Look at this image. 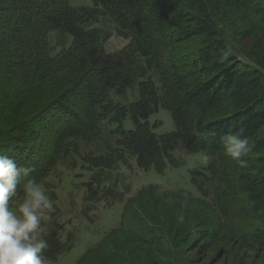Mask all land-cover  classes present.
<instances>
[{
  "label": "trees",
  "instance_id": "trees-1",
  "mask_svg": "<svg viewBox=\"0 0 264 264\" xmlns=\"http://www.w3.org/2000/svg\"><path fill=\"white\" fill-rule=\"evenodd\" d=\"M238 10L249 20L246 35L261 22L257 18L264 22V0H93L90 6H73L69 0H0V152L18 153L14 159L33 169L39 181L54 166L56 152L70 156L68 139L94 138L104 122L116 125L118 146L87 157L91 168L117 170L131 155L139 166L155 165L163 172L167 163L178 164L173 152L180 145L189 153L205 152L216 159L208 168L192 169V182L204 196L228 206L227 219L215 215L218 229L224 230L237 197L248 191L264 198V61L252 55L246 62L241 56L234 25ZM102 18L131 37L121 50L104 51L112 34L95 26ZM52 31L71 35V45L54 53ZM150 72L159 76L162 94ZM127 89L139 93L131 104L111 97ZM160 108L171 112L175 130L158 135L154 128L160 122L149 119ZM129 115L134 128L125 130ZM239 131L253 145L244 158L246 167L223 149L222 137ZM217 184L223 190L214 193L210 187ZM152 190L166 194L145 186L137 199ZM246 198L252 212L263 217L259 198ZM135 200L124 204L119 226L77 264L99 253L115 264L118 256L108 243L118 233L147 239L152 228L130 215ZM262 224L241 237L263 240ZM46 233L43 254L49 261L65 246L60 231Z\"/></svg>",
  "mask_w": 264,
  "mask_h": 264
},
{
  "label": "rangeland",
  "instance_id": "rangeland-1",
  "mask_svg": "<svg viewBox=\"0 0 264 264\" xmlns=\"http://www.w3.org/2000/svg\"><path fill=\"white\" fill-rule=\"evenodd\" d=\"M92 1L69 0L73 6H90ZM243 16L242 11L238 10L237 19L234 20L238 50L246 62L250 61L252 55L264 61L261 54L264 51L263 17L257 18L261 22H258L254 32L246 35L245 24L249 20L243 19ZM95 26L104 33L112 34L103 47L107 54L121 50L130 42L131 37L118 33L115 24L108 18H102ZM61 34L59 31L49 34L54 53L72 43L71 35L61 37ZM149 76L162 94L159 76L153 72ZM111 95L116 102L129 105L139 93L137 89H127L113 91ZM149 120L151 124L160 122L154 128L158 135L175 130L171 112L165 108H160ZM54 128L51 125L48 127L49 130ZM115 128L116 125L104 122L98 125L94 138L68 139L66 145L71 147L70 156L56 152L54 166L38 181L49 190L56 202V212L52 214L53 219L45 223V230L60 231L65 246L56 258L48 261L49 264H77L89 248L119 226L124 204L135 198L131 203V218H140L152 230L145 240H133L123 232L116 234L108 243L109 250L118 256L115 264H264V239L258 241L246 235L241 237V232L264 223V216L252 212L246 197H258V204L262 202L263 207L264 198L248 191L245 192L247 196L237 197L234 208L231 207L230 222L224 230L218 229L215 215L221 214L227 219L225 209L228 206L214 200L213 195L204 196L193 184L191 175L194 168H208L210 162L216 159L214 156L205 152L189 153L180 145L173 152L178 164L173 166L167 163L163 172L158 171L155 165L149 168L139 166L131 155L125 157L124 163H119L117 170L91 168L87 157L91 160L107 154L109 147L118 146L119 135L113 132ZM123 128H134L130 115L125 118ZM0 154L12 158L18 155L8 154L4 150ZM204 154L211 157L207 164L202 160ZM217 185L210 187L212 192L223 190L220 184ZM145 186L161 188L166 194L152 190L137 199ZM120 194L124 195L123 199ZM256 207L259 212V206ZM106 256V253L96 254L86 264H110Z\"/></svg>",
  "mask_w": 264,
  "mask_h": 264
},
{
  "label": "clouds",
  "instance_id": "clouds-1",
  "mask_svg": "<svg viewBox=\"0 0 264 264\" xmlns=\"http://www.w3.org/2000/svg\"><path fill=\"white\" fill-rule=\"evenodd\" d=\"M225 154L240 167L253 145L242 131L222 137ZM202 156L204 164L210 161ZM33 169L0 154V264H49L45 223L53 219L55 201L49 190L32 176Z\"/></svg>",
  "mask_w": 264,
  "mask_h": 264
}]
</instances>
